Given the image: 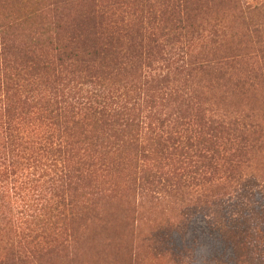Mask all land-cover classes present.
I'll return each mask as SVG.
<instances>
[{"label":"trees","instance_id":"1","mask_svg":"<svg viewBox=\"0 0 264 264\" xmlns=\"http://www.w3.org/2000/svg\"><path fill=\"white\" fill-rule=\"evenodd\" d=\"M157 1L83 0L85 11L93 9L98 16V29L86 35L82 21L78 20L79 29L68 24L65 1L51 0L46 9L26 17L2 15L0 184L10 178L20 182L19 170L26 178L21 180L36 184L47 172L49 183H62L57 197L73 202L68 192L76 190L75 180L96 166L107 170L112 167L111 156L122 160L131 149L159 157L151 166L144 161L141 167L148 195L160 200L168 180L180 179L183 184L170 185L171 192L195 191L190 184L184 185L179 171L185 173L182 165L188 150L196 148L197 157L207 160L211 173L209 190L196 201L225 205L221 212L228 223L210 217L208 222L193 223L191 236L223 227L242 212L240 207L246 204L242 195L252 182L241 168L252 148L262 142L257 139V126L220 107L211 93L208 96L206 85L233 82L244 89L254 82L247 77L233 81L220 61L206 60L204 54L197 55L201 60L194 56V40L189 36L200 24L193 20L190 0ZM200 1L197 8L207 10L231 4L238 20L264 18V0ZM124 8L131 18L140 24L146 20L153 30L128 24L129 29L118 23V12ZM31 20L36 26L23 29ZM220 24L217 18L209 26L215 41L221 36ZM42 71L50 81L44 80ZM144 93L147 99L141 97ZM203 134L210 138L207 146L195 141ZM173 159L180 164L178 172H166V161ZM239 192L242 195L232 197ZM49 226L37 225L45 228L44 234ZM103 260L98 258V240H92L78 264H109Z\"/></svg>","mask_w":264,"mask_h":264},{"label":"rangeland","instance_id":"2","mask_svg":"<svg viewBox=\"0 0 264 264\" xmlns=\"http://www.w3.org/2000/svg\"><path fill=\"white\" fill-rule=\"evenodd\" d=\"M64 1L67 6L64 3L62 7L66 6L68 24H75L76 29L86 24L81 29L85 35L98 29V16L93 15V9L92 13L85 11L86 2L60 0ZM190 2L193 20L200 24L199 30L189 36L194 40V56L201 60L202 56L197 55L204 54L206 60L220 61L233 81L247 77L254 82L244 89L233 82L206 85L208 96L211 93L220 107L241 114L257 126V139L262 142L252 148L247 164L241 168L252 182L247 193L232 195L234 198L246 195V204L240 207L242 212L225 225L228 222L221 212L225 205L196 201L209 190L211 175L207 160L197 157L196 148L188 150L189 156L182 165L185 173L182 169L179 171L186 179L187 183L182 180L184 185L190 184L195 191L171 192L170 185L179 183L180 179L168 180L160 200L148 195L141 167L144 161L149 166L158 161L154 152L134 153L129 149L122 160L118 155L111 156L112 167L105 170L96 166L82 179L75 180L76 190L68 192L73 202L57 197L62 183H49L47 172L41 182L34 184L21 180L26 178L19 170L20 182L10 178L0 184V264H78L92 240H98V258L109 264H264V18L238 20L231 4L207 10V7L197 8L200 0ZM50 4L51 0H0V20L3 14L26 17ZM132 7L136 9L135 4ZM118 16V23L125 27L129 28L130 24L147 32L153 30L146 20L140 24L131 18L126 8L120 9ZM217 18L221 21L217 27L221 36L215 41L209 26ZM31 25L36 26V22L31 20L22 28L28 29ZM76 34L79 36L80 30ZM7 70L16 72V68ZM44 75L47 73L42 71L44 80L50 81ZM0 77H3V66ZM223 96L225 99L221 101ZM141 97L147 99L145 93ZM203 135L195 141L207 146L210 138ZM165 165L166 172H178L180 168L176 159L167 160ZM219 176L224 180L225 175ZM180 185L183 184L180 182ZM210 217L215 222L222 220L225 226L218 225L216 229H205L191 236L193 223L208 222ZM38 224H50L47 234Z\"/></svg>","mask_w":264,"mask_h":264}]
</instances>
